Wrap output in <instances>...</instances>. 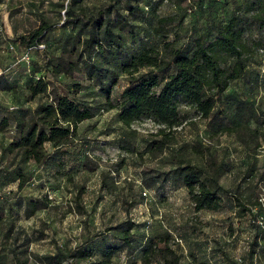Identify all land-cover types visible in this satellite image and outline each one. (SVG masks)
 I'll list each match as a JSON object with an SVG mask.
<instances>
[{
	"label": "rangeland",
	"instance_id": "374dc122",
	"mask_svg": "<svg viewBox=\"0 0 264 264\" xmlns=\"http://www.w3.org/2000/svg\"><path fill=\"white\" fill-rule=\"evenodd\" d=\"M68 1L0 0V264H264V24L244 14L252 0H122L111 13L114 32L131 53L141 43L163 54L166 46L191 49L239 13L255 48L246 75L217 102V114L201 119L180 104L182 126L153 153L148 144L163 139L158 125L143 118L126 128L116 121L117 110L108 109L131 78L117 74L106 94L85 74L80 42L86 31L64 23ZM108 2L75 0V8L89 18ZM147 2L144 13L127 7ZM157 18L170 20L160 24ZM43 24L49 26L46 51L33 53L29 65L34 72L46 70L48 94L32 98L26 90L29 65L17 61L25 49L18 38ZM92 61L106 65L96 53ZM56 65L65 73L55 74ZM54 94L96 106L95 115L79 125L70 145L58 151L46 145L45 163L24 164L7 148L19 138L16 120H26ZM179 161L218 175L224 200L219 211L195 212L180 182L148 179ZM17 168L32 173L21 191L13 180ZM235 196L250 212L233 207ZM36 200L40 208L34 211L28 204ZM125 222L133 224L132 248L119 240ZM165 232L160 253L144 261L143 247L150 239L160 243ZM107 247L116 250L105 261Z\"/></svg>",
	"mask_w": 264,
	"mask_h": 264
},
{
	"label": "trees",
	"instance_id": "16d2710c",
	"mask_svg": "<svg viewBox=\"0 0 264 264\" xmlns=\"http://www.w3.org/2000/svg\"><path fill=\"white\" fill-rule=\"evenodd\" d=\"M121 1L109 0L96 16L86 18L81 10L75 8V0H69L63 12L64 23L72 30L86 31V37L80 42L81 54L86 59L84 70L88 79L94 80L100 90L109 94L115 86L117 74L131 78L130 85L120 93L117 104H107L108 109L117 110L116 121L126 128L143 118L158 125L157 135L163 139L150 142L148 150L151 153L162 151L169 141L170 134L183 124L179 105L183 103L193 109L201 119H212L217 114V102L231 83L246 75L248 61L255 48L250 47L246 40L244 18L239 13L233 15L224 26L216 27L209 36L197 38L191 49L166 46L167 52L163 54L158 48L141 43L137 50L131 53L126 48L124 38L114 32L115 27L110 20L111 13ZM144 5L139 8V3H136L134 7H127L131 11L139 10L144 13V8L151 7V4L147 2ZM244 14H251L264 24V0L250 1ZM169 20L157 18L156 22L168 24ZM48 29L49 26L43 24L20 36L18 40L25 49L38 44L45 46L43 38ZM45 49L41 53H44ZM95 53L105 58L106 65L92 61ZM32 61L31 57L30 65ZM30 65L27 68L26 80L29 96H46V70L34 72ZM61 66L54 67L55 74L65 73ZM95 110L96 106L77 102L67 95L54 94L49 101L38 104L26 120L24 116L16 120L19 138L11 141L7 148L17 152L22 163L31 162L39 166L47 159L45 146L49 145L54 151H58L70 145L76 137L79 125L93 119ZM175 158L180 160L179 157ZM161 176L164 180L172 179L181 183L195 212H216L224 206V200L218 194L221 189L218 175L208 172L206 168H198L188 161H179L171 170L159 171L154 176L147 177L155 182ZM31 179L32 173L29 171L24 172L17 168L13 172V180L18 181V191L26 187ZM235 198L231 203L233 207H237L239 213L250 212V208L240 198ZM39 203L36 200L28 206L35 211L40 208ZM252 205L261 206V203L254 202ZM121 227L124 228L118 232L119 240L124 247L132 248L136 241L131 233L133 224L125 222L118 229ZM167 237L165 232L160 237V243L150 239L143 247V260L149 261L152 255L160 253L159 245ZM115 250V247L102 250L105 261L112 257ZM179 263L175 260L171 264Z\"/></svg>",
	"mask_w": 264,
	"mask_h": 264
},
{
	"label": "built area",
	"instance_id": "2783aa9c",
	"mask_svg": "<svg viewBox=\"0 0 264 264\" xmlns=\"http://www.w3.org/2000/svg\"><path fill=\"white\" fill-rule=\"evenodd\" d=\"M1 28V27H0ZM45 46L43 44H38L37 46H32L30 48H26L24 49V52L21 54L20 58L17 60L18 62H21L23 64H26L27 66L30 63L32 54L35 52H43ZM7 50L9 52H14L15 51V47L12 44H8L7 46ZM11 110L15 109V107H11Z\"/></svg>",
	"mask_w": 264,
	"mask_h": 264
}]
</instances>
